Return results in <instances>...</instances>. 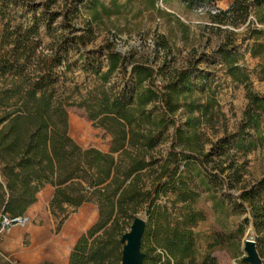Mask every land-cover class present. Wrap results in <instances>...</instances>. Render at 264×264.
I'll list each match as a JSON object with an SVG mask.
<instances>
[{"label": "trees", "instance_id": "obj_1", "mask_svg": "<svg viewBox=\"0 0 264 264\" xmlns=\"http://www.w3.org/2000/svg\"><path fill=\"white\" fill-rule=\"evenodd\" d=\"M16 1L0 0L3 19L10 15L5 8ZM181 1L193 8L220 0ZM82 2L67 0L58 13L67 32L52 39L48 53L40 50L37 17L32 23L12 26L8 21L4 25L0 40V212L3 218H23L47 186L54 188L50 201L54 216L66 217L70 210L95 203L98 220L78 239L69 264H122L124 235L142 210L155 211L170 183L182 185L177 189L178 201H188L179 196L184 194L195 200L199 195L185 183L186 174L203 183L200 167L208 172L207 163H236L240 154L264 144V98L251 88L249 75L227 58L232 49L221 46L229 75L246 84L248 102L236 131L218 137L206 151L202 125L214 114V97L204 92L207 79L197 74L199 62L165 73L166 63L159 70L111 43L90 47L95 41L93 24L101 18L98 7L104 15L111 14V9L92 1L91 19L78 27L70 16H77ZM47 6L42 5L43 13ZM255 8H264V0H234L226 13L246 18ZM258 31L264 38V31ZM252 48L258 56L261 52L256 49L264 45ZM72 66L93 82L84 95L78 94L75 104L95 127L110 135L109 152L84 149L69 134L67 107L74 91L64 98L61 88ZM181 110L186 112L184 122L177 117ZM169 136L170 152L161 159L159 145ZM159 163H165L160 176ZM238 199L253 219L259 235L257 247L264 248V178L243 187ZM201 220L202 213L193 210L180 215L178 232L171 229L172 235L159 234L151 247L152 257L143 251L146 224L143 264H195L191 227ZM158 248L166 255L156 253ZM204 264H216V260L208 256Z\"/></svg>", "mask_w": 264, "mask_h": 264}, {"label": "rangeland", "instance_id": "obj_2", "mask_svg": "<svg viewBox=\"0 0 264 264\" xmlns=\"http://www.w3.org/2000/svg\"><path fill=\"white\" fill-rule=\"evenodd\" d=\"M92 1L106 5L111 14L104 15L98 7L101 18L93 24L95 41L90 47L100 48L111 43L119 51L131 53L135 59L159 67V70L165 69L166 63L165 73L185 70L190 63L199 62L197 74L207 79L204 92L214 97V114L202 125L205 135L201 140L205 142L206 151L218 137L236 131L248 102L246 84L229 75V64L222 56L221 46L232 49L227 58L249 75L251 88L264 98V48L256 49L261 52L258 56L252 51L254 45H264V38L258 31H264V24H261L264 8H255L246 18H240L226 13L234 0L193 8H188L181 0H83L77 16H70L73 24L83 27L91 19ZM66 3L67 0H29L28 3L17 0L5 8L10 14L7 19L0 15V40L6 22L17 26L32 23L37 17L42 38L40 50L50 52L52 39L67 32L58 14ZM44 4L48 5L47 13L42 11ZM90 79L74 66L65 74L61 88L63 97H69L74 91L67 107L69 134L84 149L109 152L110 135L95 127L85 111L75 104L78 94L84 95L86 86L93 85ZM202 99L205 102L206 97ZM177 117L184 122L186 112L181 110ZM171 145V136L159 145L161 159L167 158ZM164 164L159 163V176ZM207 165L208 172L200 167L203 183L196 176H185V183L199 195L195 200L184 194L179 196L188 197V201H178L177 189L182 185L170 183L166 188L168 193L161 195L155 211L146 208L137 215L147 224L144 253L152 257L151 247L159 240V234L178 232L177 218L193 210L202 213L204 219L191 227L195 264H204L208 256L215 258L216 264H256L247 249L248 241L254 243L257 256L264 264V248L257 247L259 235L253 219L248 209L240 207L238 199L243 187L249 188L264 178V144L240 154L236 163ZM53 192V188L47 186L39 194L37 203L23 217L24 223L2 227L4 220L0 212V264H69L70 253L78 239L97 222L98 206L89 203L70 210L66 217L54 216L50 210ZM130 230L131 227L127 232ZM156 253L166 255L159 248Z\"/></svg>", "mask_w": 264, "mask_h": 264}, {"label": "water", "instance_id": "obj_3", "mask_svg": "<svg viewBox=\"0 0 264 264\" xmlns=\"http://www.w3.org/2000/svg\"><path fill=\"white\" fill-rule=\"evenodd\" d=\"M18 220H14L17 223ZM146 222L141 217H137L131 227V231L124 235L123 241L125 247L123 250L122 264H143V254L141 252V243L145 230ZM247 249L250 252L251 260L256 264H261L253 242H246Z\"/></svg>", "mask_w": 264, "mask_h": 264}, {"label": "built area", "instance_id": "obj_4", "mask_svg": "<svg viewBox=\"0 0 264 264\" xmlns=\"http://www.w3.org/2000/svg\"><path fill=\"white\" fill-rule=\"evenodd\" d=\"M2 222V227H7L10 224H15L13 221L18 220L17 223H24L25 219L24 218H18V219H11L9 217H4Z\"/></svg>", "mask_w": 264, "mask_h": 264}, {"label": "bare ground", "instance_id": "obj_5", "mask_svg": "<svg viewBox=\"0 0 264 264\" xmlns=\"http://www.w3.org/2000/svg\"><path fill=\"white\" fill-rule=\"evenodd\" d=\"M249 240V239H248ZM249 243H250V241H249Z\"/></svg>", "mask_w": 264, "mask_h": 264}, {"label": "crops", "instance_id": "obj_6", "mask_svg": "<svg viewBox=\"0 0 264 264\" xmlns=\"http://www.w3.org/2000/svg\"><path fill=\"white\" fill-rule=\"evenodd\" d=\"M53 188V187H52ZM53 190H54V188H53Z\"/></svg>", "mask_w": 264, "mask_h": 264}]
</instances>
